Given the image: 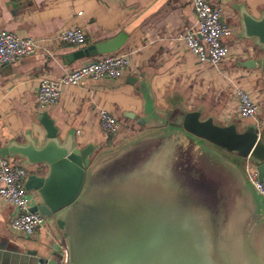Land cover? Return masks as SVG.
Segmentation results:
<instances>
[{"label":"crops","instance_id":"1","mask_svg":"<svg viewBox=\"0 0 264 264\" xmlns=\"http://www.w3.org/2000/svg\"><path fill=\"white\" fill-rule=\"evenodd\" d=\"M219 6L224 23L232 30L226 38L232 54L213 68L201 65L178 40L183 28L197 25L191 0H0V29L35 40L39 46L29 57L0 65V150L13 142L26 144L27 137L42 146L46 131L38 117L43 112L54 121L62 142L73 137L79 149L93 145V158L146 132L150 129L146 119L163 121L179 109L202 110L203 118L214 117L222 126L236 124L243 130L257 127L260 120L264 127V111L258 119L241 120L236 100L225 93L235 80L248 81L255 86L253 96L259 94L257 99L264 103V49L241 36L240 15V8H245L260 18L264 0H223ZM74 27L86 36L79 49L58 40L62 31ZM121 33L128 39L117 52L133 50L135 54L119 79H87L80 86L66 87L56 105L40 109L37 97L42 78H58L90 58L103 56L82 57L80 53ZM251 60L257 62L256 69L242 67ZM99 110L123 121L131 134L106 135L100 128ZM5 158L21 161L29 174L44 176L47 172L46 167H30L19 157ZM31 192L39 204L38 196ZM15 214L0 199V264H41L62 256L63 246L52 219L48 227L28 237L12 228Z\"/></svg>","mask_w":264,"mask_h":264},{"label":"water","instance_id":"2","mask_svg":"<svg viewBox=\"0 0 264 264\" xmlns=\"http://www.w3.org/2000/svg\"><path fill=\"white\" fill-rule=\"evenodd\" d=\"M240 15L241 36L264 49V14L254 18L240 8ZM127 39L128 35L121 33L80 55L116 53ZM242 67L256 69L257 62L247 61ZM38 121L46 131L42 146L27 137L26 144L13 142L0 154L24 159L30 167H46L44 176L32 173L26 182V189L39 199L30 212L54 221L67 264H264V198L252 187L246 171L249 159L260 179L264 178V127L241 130L236 124L222 126L214 117L203 118L202 110L179 109L163 121L146 119L150 127L146 132L93 158V145L79 149L73 137L62 142L48 113L40 114ZM175 136L195 144L199 158L212 157L226 168L222 174L227 182L225 192L217 190V201L213 198L208 206L207 222L199 223L177 208L141 204L125 211L110 203L117 182L99 184L105 174L142 145ZM95 194L96 198L89 200ZM257 217L256 223L251 222ZM61 260L62 256L56 255L41 264H61Z\"/></svg>","mask_w":264,"mask_h":264},{"label":"built area","instance_id":"3","mask_svg":"<svg viewBox=\"0 0 264 264\" xmlns=\"http://www.w3.org/2000/svg\"><path fill=\"white\" fill-rule=\"evenodd\" d=\"M19 1V0H16ZM111 1V0H109ZM197 17V25L185 27L178 35L186 50L203 66L219 67L231 54L226 38L232 30L223 21V11L219 6L223 0H191ZM58 40L77 49L86 43L84 31L74 27L62 31ZM39 46L35 40L23 38L13 32L0 29V65L18 62L35 54ZM133 50H124L109 55L97 56L80 67L58 78L44 77L40 81L38 105L41 110L54 106L60 100L63 90L70 86H80L87 79H119L132 65ZM238 116L241 120L259 118L263 113L264 103L242 88L236 89ZM101 130L108 136L121 134L123 121H119L110 112L99 110ZM262 122L259 120L258 129ZM248 179L256 192L264 198V178L260 179L256 165L246 161ZM28 169L22 164H13L9 158H0V199L14 208L16 214L11 226L25 236L32 237L37 230L49 224L50 218L39 212H30L38 205L37 197L25 187L29 177ZM61 264H67L66 250L63 248Z\"/></svg>","mask_w":264,"mask_h":264},{"label":"rangeland","instance_id":"4","mask_svg":"<svg viewBox=\"0 0 264 264\" xmlns=\"http://www.w3.org/2000/svg\"><path fill=\"white\" fill-rule=\"evenodd\" d=\"M229 45L232 48V45ZM235 82L228 84L225 92L231 100H236L237 88L247 90L251 95L254 94L255 86L250 82L236 80ZM217 89L219 90V87ZM129 134L131 131L125 124H122L121 135L128 136ZM156 142L151 143L154 147L146 143V147L142 145L143 147L141 146L139 150L131 152L120 160L122 162L118 161L119 163L116 164L118 166L123 162H126V165H134L131 169L120 170L115 176L109 177L117 182V189L110 197V203L125 211L141 207V204L155 206V208H160V206L164 209L177 208L176 210L186 211L189 215L199 219V223L204 224L207 222L208 206L215 196L213 185L208 181L204 182L202 178H196L195 173L187 168L190 166L186 164V161L190 158L194 163L198 155L196 152L189 154L187 148L191 147V141L175 136ZM150 147H152L151 151ZM200 159L202 163L205 161V159ZM212 160L222 169H226L216 159ZM12 163L22 164L17 160H13ZM185 166L187 169L184 168ZM95 198L96 194L92 195L89 200ZM86 203L92 202L87 201ZM259 219L260 217H257L251 222L256 223Z\"/></svg>","mask_w":264,"mask_h":264},{"label":"flooded vegetation","instance_id":"5","mask_svg":"<svg viewBox=\"0 0 264 264\" xmlns=\"http://www.w3.org/2000/svg\"><path fill=\"white\" fill-rule=\"evenodd\" d=\"M183 138V137H182ZM154 147V145H152ZM150 147V151H151ZM193 150L191 152L195 153V146L192 147ZM188 149V148H187ZM197 151V150H196ZM190 154V151H188ZM197 153V152H196ZM191 155V154H190ZM205 161H203V163L201 162V159L199 158V154L197 155L196 158V162L193 163V161L189 158L186 162V164L190 167L185 166L184 168H188L191 171H193L196 175V178H202V180L204 182L208 181L213 185V189H214V201H217L216 197H217V190L221 189L222 192H225L224 187L226 186L227 182L224 183L223 181V176L222 174H225V169H222V167L218 164H216L212 159L213 158H209L206 157L204 158ZM208 159V160H207ZM128 162V160H127ZM126 162L121 163L119 166L115 165V167H113L108 173L105 174V176L101 179L99 184H104V183H108V181H112L113 179H110L109 177L111 176H115L116 173L120 172V170L125 171L128 169H131L132 165H126ZM137 163V162H136ZM186 168V169H187ZM217 171H219L218 173H216ZM225 171V172H224ZM188 172V171H187ZM223 185H225L223 187ZM213 203V202H212Z\"/></svg>","mask_w":264,"mask_h":264}]
</instances>
